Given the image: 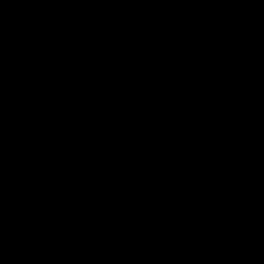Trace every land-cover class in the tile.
<instances>
[{"label":"water","instance_id":"1","mask_svg":"<svg viewBox=\"0 0 264 264\" xmlns=\"http://www.w3.org/2000/svg\"><path fill=\"white\" fill-rule=\"evenodd\" d=\"M0 264H264V0H0Z\"/></svg>","mask_w":264,"mask_h":264}]
</instances>
